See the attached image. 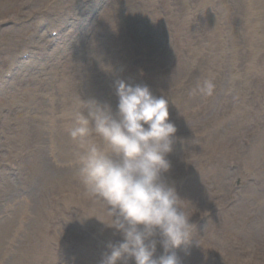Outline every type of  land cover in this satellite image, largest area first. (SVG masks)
I'll return each instance as SVG.
<instances>
[{
	"label": "rangeland",
	"instance_id": "obj_1",
	"mask_svg": "<svg viewBox=\"0 0 264 264\" xmlns=\"http://www.w3.org/2000/svg\"><path fill=\"white\" fill-rule=\"evenodd\" d=\"M109 1L102 0L90 24L72 37L70 16L94 8L95 0H0V264H101L108 244L123 239L102 222L113 220L108 206L78 173L82 150L74 142L75 154L68 144L63 152L58 132L45 120L67 62L76 60L75 47L92 43L90 25L108 9L130 6ZM207 1L205 7L204 0H141L153 20L134 35L133 75L135 84L149 85L157 97L165 94L178 129L165 179L183 198L181 207L193 222L191 243L175 250L182 264H264V141L257 133L264 131L259 118L264 117V0ZM177 18L189 24L169 23ZM60 25L69 26L59 41L70 44L57 64L56 44L50 43ZM145 28L151 29L150 39ZM116 30L112 26L111 32ZM97 48L110 49L104 42ZM119 56L91 54L86 61L90 70H104L110 90L124 77ZM206 80L215 85L211 96L193 92ZM236 110L249 116L245 131L232 127ZM69 113L73 122L78 112L65 107L56 113L58 131H67L62 125ZM23 132L26 138L31 133L26 148L18 140ZM36 132L41 149L32 152ZM251 136L248 148L242 140ZM91 138L102 143L94 132ZM242 150L260 160L247 169L240 157L229 158L228 152L237 156ZM27 205L30 212L24 213ZM161 252L158 245L155 255Z\"/></svg>",
	"mask_w": 264,
	"mask_h": 264
},
{
	"label": "clouds",
	"instance_id": "obj_2",
	"mask_svg": "<svg viewBox=\"0 0 264 264\" xmlns=\"http://www.w3.org/2000/svg\"><path fill=\"white\" fill-rule=\"evenodd\" d=\"M117 111L95 99L86 101L67 127L82 150L76 167L90 191L108 206L111 223L123 239L109 243L101 264H182L176 249L191 243L193 222L181 207V198L166 183L171 169L177 126L170 120L169 99L153 94L147 84L114 81ZM214 83L206 80L197 89L211 96ZM100 144L93 140L92 133ZM162 248L157 257V246Z\"/></svg>",
	"mask_w": 264,
	"mask_h": 264
},
{
	"label": "bare ground",
	"instance_id": "obj_3",
	"mask_svg": "<svg viewBox=\"0 0 264 264\" xmlns=\"http://www.w3.org/2000/svg\"><path fill=\"white\" fill-rule=\"evenodd\" d=\"M101 0H95L96 4L98 5ZM127 2L130 6L127 9L125 4H122L120 7V10H112V11H106L104 12L99 19L97 20L96 25L93 27V39L96 43H91L86 48L81 47H75V53H78L75 56V61L70 63L67 62L68 65L63 70V74L65 75L63 78V81L57 85V90L59 92V95L54 98L52 95H49L50 100L52 101V104L49 107V113L45 116V120H48V124L51 126V130H55L57 135L61 138L59 144L60 148L63 152H66V145L72 148V144L74 141L71 139V137L68 134V131H58L55 128V125H57V128L61 127L60 120L58 119L56 113L61 108H67L68 111H75L80 113L87 114V110L85 108L86 101L95 99L101 103L110 104L112 111L115 113L117 111V104L114 102V100H110V95L113 98H116L117 95L114 92H109L107 95L104 94V89H109L107 80V75L102 69L100 73H96L95 70H90L89 67L86 64V61L88 58L91 57L92 53L99 52L101 56H119L121 54V57L117 58V61H121L124 65V71L121 72L123 74V80L127 81L128 83L135 84L136 77L131 74V71L135 69V65L132 62V59L137 57V44L134 39V35H138L139 28L142 25H150L152 23V16H150L146 9L145 5L141 2V0H121ZM203 2V0H201ZM109 5H112V0L109 1ZM203 5L207 7L208 1L204 0ZM143 6V8H142ZM97 6L94 7L96 9ZM142 10V22L138 19L137 14L141 12ZM94 11V10H93ZM92 9H86L84 13H80V15L72 14L70 16L71 21V27L72 30L70 33H73L77 30L78 23L84 22L85 18H87L89 15H91ZM84 14V16H83ZM129 14H134L137 18L135 21H131V16ZM83 16V17H82ZM77 17V18H75ZM99 20H102V23H104V26L99 23ZM132 22V24H131ZM159 23H163L162 19L160 18L158 20ZM169 23H175V24H189V21L182 20L180 18L174 19L173 21H170ZM132 25L134 27V31L129 27ZM69 25H60L58 27V30L60 32L58 33V36L61 35V32L66 29V27ZM112 26L116 27V32L112 33ZM130 32V33H129ZM69 33V30L65 31V34L67 35ZM77 33L70 34L72 37L76 35ZM63 36H61L62 38ZM89 39H92L89 37ZM57 40V38L55 39ZM63 45L61 46L60 42H56V52L61 51L60 55L56 58L57 64H61V56L64 53H67L69 51L68 47V39H64ZM91 42V41H90ZM97 42H104L109 46V51H104L97 48ZM129 42H133L132 44ZM132 47V49H131ZM85 52H82V51ZM97 51V52H96ZM124 57V58H123ZM83 73V74H81ZM118 74V73H117ZM52 83H55V81H52ZM111 101L114 103H111ZM70 107V109L68 108ZM236 110L231 117L230 121L232 122V125H234V129L238 130L239 128H243L244 131L248 129L249 127V116L246 112H237ZM71 113V112H70ZM70 113L66 117V121L63 126H69L72 121L70 120ZM220 122V121H219ZM218 122V123H219ZM253 124L254 122L251 121ZM41 130V125L39 126ZM237 132V131H235ZM258 133V141H261V143L264 141V131L260 129L257 130ZM31 136V133L27 135V138L29 140V137ZM26 138V132H23V135L18 139L19 141L23 142V146L26 148L27 143L29 144L28 140ZM35 141L33 143V151L32 152H38L41 149V133L36 132L33 134V140ZM70 139V141H69ZM30 141V140H29ZM69 141V142H68ZM263 147L264 145L260 146ZM37 148V149H36ZM232 152L233 148L231 149ZM72 155L75 154V151L71 149L69 151ZM31 154L30 152L25 153V155ZM22 156L24 154L21 153ZM240 159L243 161L244 165L247 169H249V166H253L257 163L260 158L257 155H254V153H249L247 155H243V150L237 154V156H234L231 158V160H237ZM30 203V200H28ZM30 212V206L27 205L24 208V213Z\"/></svg>",
	"mask_w": 264,
	"mask_h": 264
}]
</instances>
